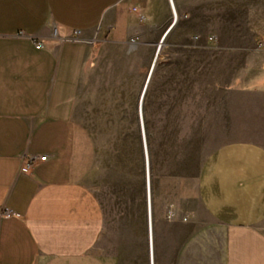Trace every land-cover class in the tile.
<instances>
[{"label":"crops","instance_id":"0c3cea01","mask_svg":"<svg viewBox=\"0 0 264 264\" xmlns=\"http://www.w3.org/2000/svg\"><path fill=\"white\" fill-rule=\"evenodd\" d=\"M173 2L150 241L169 0H0V264H264V0Z\"/></svg>","mask_w":264,"mask_h":264},{"label":"water","instance_id":"95a60500","mask_svg":"<svg viewBox=\"0 0 264 264\" xmlns=\"http://www.w3.org/2000/svg\"><path fill=\"white\" fill-rule=\"evenodd\" d=\"M172 12H173V22L171 23V25L169 26V28L166 30V32L164 33V35L162 36L159 44L157 45V49H156V53L154 56V59L152 61L151 67L148 71V75L145 81V84L143 86L141 95H140V99H139V107H138V113H139V118H140V122H141V130H142V136H143V145H144V149H145V155H146V170H147V195H148V207H149V225H150V241H152V222H151V195H150V182H149V164H148V159H147V143H146V138H145V128H144V123H143V105H144V101L147 95V91L149 89L154 71L156 66L159 63V59L161 57V52L163 47L165 46V43L167 41V38L170 34V32L172 31V29L175 27V25L177 24V13L175 10V6H174V2L173 0H169ZM151 264H153V259Z\"/></svg>","mask_w":264,"mask_h":264},{"label":"rangeland","instance_id":"374dc122","mask_svg":"<svg viewBox=\"0 0 264 264\" xmlns=\"http://www.w3.org/2000/svg\"><path fill=\"white\" fill-rule=\"evenodd\" d=\"M166 52L168 53V50L167 49H165L164 47H163V49H162V52H161V55H164V54H166ZM99 54H103V53H101V51H100V53ZM105 54L106 55H111V56H114V57H116V58H118V59H120V57L122 56V52H121V48H119V47H114V48H109V49H106L105 50ZM153 57H154V55L153 56H151V58H150V60H149V63H148V65L143 69V76H144V78L141 80V82H140V85H138L136 88L139 90V95L137 96V101H136V103L138 104V100H139V98H140V95H141V92H142V89H143V86H144V83H145V80H146V77H147V75H148V71H149V68H150V66H151V63H152V60H153ZM164 63V62H163ZM167 63V62H166ZM166 65V64H165ZM157 67L159 68L160 67V64H158L157 65ZM131 70H132V68H131ZM196 71V70H195ZM116 76V75H115ZM98 86L99 87H105V86H107V87H110V86H114V87H121L122 86V80L121 79H118L117 77H114L113 76V80H110L109 79V77H107V79H104V78H99L98 79ZM196 84H198V85H196ZM201 81L199 80H195L194 81V86L196 87V86H199V87H201ZM179 86H186L185 85V81H179ZM150 87V86H149ZM137 116L139 115V113H138V111H137V114H136ZM107 130V134H110L111 132V134H113V135H120V132H121V129L120 128H109V129H98V131L99 132H101V131H106ZM262 138V137H261ZM262 139H264V138H262ZM201 154V147H199V146H197V148H196V150H195V152L193 153V155H194V158L196 159H194L193 160V164H191L193 167H195L196 165H197V162H198V156ZM198 155V156H197ZM193 172H195L194 171V169H193ZM83 264H96V263H94V262H91V261H83Z\"/></svg>","mask_w":264,"mask_h":264},{"label":"built area","instance_id":"2783aa9c","mask_svg":"<svg viewBox=\"0 0 264 264\" xmlns=\"http://www.w3.org/2000/svg\"><path fill=\"white\" fill-rule=\"evenodd\" d=\"M133 11L138 12V9L136 7H134ZM51 31H52V36L49 40H47V41H38V40L34 41V45L37 49L55 48L59 44H61L62 41L66 37L63 35V33L61 31V27L56 25V24L51 25ZM198 39H199L198 37H194L195 44L194 43L191 44L190 45L191 48H193V49H200L201 48L196 43L198 41ZM214 43H215V41H214L213 37L208 38L207 45L214 46ZM260 47L264 48V41H262L260 43ZM46 160H47V156L37 157V156L25 154L22 156V165H21L20 171L23 174H29L37 162H43ZM5 215L10 216L11 212L6 210ZM184 220H186V219H184Z\"/></svg>","mask_w":264,"mask_h":264}]
</instances>
